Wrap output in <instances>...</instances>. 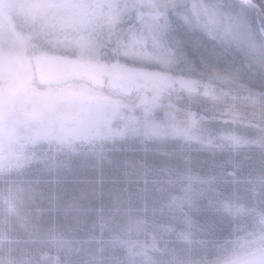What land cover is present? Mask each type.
I'll return each mask as SVG.
<instances>
[{
    "label": "snow or ice",
    "instance_id": "1",
    "mask_svg": "<svg viewBox=\"0 0 264 264\" xmlns=\"http://www.w3.org/2000/svg\"><path fill=\"white\" fill-rule=\"evenodd\" d=\"M20 6L27 32L14 37L0 26V217L15 215L42 229L48 242L71 245L66 233L81 227L69 217L78 198L62 204L53 184L65 183L61 177L73 162L98 168L103 177L106 168L122 166L121 154L139 150L145 156L136 170L142 180L123 181L136 183V193L125 201L120 192H109L107 202L101 193L99 206L86 210L95 217L89 227L95 251L66 264H264V112L241 117L208 107L209 100L264 105V90L234 88L231 78L213 75L214 67L246 64L264 78V0H20ZM225 37L239 51L205 47V40ZM33 61L49 75L30 71ZM104 83L121 97L118 102L100 95ZM193 95L201 99L193 101ZM244 121L253 136L228 127ZM180 141L186 159L166 150ZM149 145H156L151 152L160 159L148 161ZM241 149L255 150L258 158L239 159ZM202 150L227 151L230 159L215 166L232 167L222 175L233 179L194 175L191 166L198 161L192 154ZM245 168L255 174L238 179ZM219 183L247 187L243 195L226 194ZM176 185L179 195L173 194ZM125 218L129 223L120 224ZM224 228L243 237L194 240ZM142 233L151 235L150 243L139 240ZM6 239L0 231V245ZM176 241L186 247H170ZM117 247L125 249L123 255L115 254Z\"/></svg>",
    "mask_w": 264,
    "mask_h": 264
},
{
    "label": "trees",
    "instance_id": "2",
    "mask_svg": "<svg viewBox=\"0 0 264 264\" xmlns=\"http://www.w3.org/2000/svg\"><path fill=\"white\" fill-rule=\"evenodd\" d=\"M257 3H260V0H253ZM215 42L220 43L219 39H216ZM206 48H212L213 46H205ZM220 49H229L232 51H239L236 46H217ZM186 51L189 58H196V53L191 51L190 46H186ZM213 75L217 76H226L231 78L234 81L233 87L239 89H251L253 93H259L264 90V78L261 74L253 70H248L247 65L243 69L235 65H229L228 70H222L220 67L213 68ZM217 93L221 92V88L217 86ZM247 93L244 92V95ZM182 95V94H180ZM193 101H199L201 99L198 95L192 96ZM225 108L230 107L231 110H235L242 115V117L252 115H259L264 112V105H262L258 100L254 103L252 100L248 101H234L227 100L222 105H216L214 101L209 100L208 107L212 108L213 106ZM254 112V113H253ZM247 113V114H245ZM177 120L181 122H187L183 115L177 114ZM180 142L170 143L166 150L177 153L187 158L185 153L181 152ZM137 149L140 148L139 145L136 146ZM156 147V145H149V156L148 161L152 162L153 160L160 159L159 156L154 155L151 152V149ZM195 148H200L199 145H193ZM165 149H162L164 151ZM252 155L254 158H258V153L253 150L249 152L248 149H241L238 158L243 160L245 155ZM197 163L192 164V172L194 175L207 176L213 175L217 177L218 181H231L233 179L230 175H222V173H231L233 171L232 167L220 168L215 165L226 164L230 159V155L227 151L225 152H210V151H200L192 154ZM233 158L237 157L236 153H232ZM145 156L142 151L128 152L126 154H121L122 166L119 169L116 168H106L101 176L100 170L98 168L94 169L90 166L85 167L81 162H73L72 171L68 172L66 175L61 177L65 183L61 184L59 188L55 184L52 186V191L54 193L58 192L62 199L61 203L66 205L69 197L75 196L78 198V204L76 208L69 213V217H77L81 221V227L72 231L71 233H66V237L69 240H72L71 245L57 246L48 242L45 234L42 229H37L29 226L15 215L0 217V231L4 232L7 239L2 245H0V264H7L8 260H11L13 264H25V261H31V264H66L67 261H77L83 259L85 252L95 251L96 245L90 240V231L89 227L95 218L94 215L86 211L89 206L98 207L100 204V195L104 194L105 202H107L108 193L120 192L122 199L127 201L130 195H134L137 191V184L124 183L123 181L131 180L133 182L142 180V176L136 174V170L144 162ZM246 164L250 161H245ZM126 165V167H125ZM125 172L128 175H125ZM249 174L254 175L255 173L251 171L250 168H245L242 173L238 174V179L244 180L247 179ZM51 179L55 180L56 177L53 176ZM103 180V183H101ZM113 181H119L120 183H113ZM241 185H235L231 183H219L217 187L219 190L227 193L233 191L241 190ZM142 186V185H141ZM180 185H176V191L173 194H180ZM194 187H198L194 185ZM206 187V186H205ZM40 190L47 191V188L44 187ZM39 202V201H38ZM203 203H206L204 201ZM45 210L48 208V201H43L41 205ZM30 205H26L27 208ZM61 217V223L63 221V212L59 213ZM176 215H179V212H176ZM53 217L57 216L56 212L52 213ZM201 221L203 216L200 217ZM31 223L37 224L35 213L31 214ZM120 224L129 223L127 218L119 219ZM150 231V229H149ZM240 233L230 234L227 228H224L222 231H217L213 236L210 237H194V240L198 239H214L220 242L224 241H235L236 237ZM96 235L99 237V229L96 230ZM109 234L106 232L104 239H108ZM170 241H175V236L167 237ZM139 240L142 242H151V235L148 233H142L139 236ZM161 246L163 244L161 243ZM170 247H176L177 249L186 247L183 242L176 241L174 244H170ZM81 248V252H77L76 249ZM194 250L197 246L193 245ZM149 255L160 258V254L148 250ZM115 254L123 255L125 249L122 247H117L114 250ZM109 254H112L111 251ZM195 255V251H194ZM215 255V254H214ZM210 256L209 258H214Z\"/></svg>",
    "mask_w": 264,
    "mask_h": 264
},
{
    "label": "flooded vegetation",
    "instance_id": "3",
    "mask_svg": "<svg viewBox=\"0 0 264 264\" xmlns=\"http://www.w3.org/2000/svg\"><path fill=\"white\" fill-rule=\"evenodd\" d=\"M254 2V1H253ZM256 4V1L254 2ZM25 10L20 6V0H0V26L8 32L12 36H17L19 34H23L27 32V28L25 27ZM61 39H63V35H61ZM236 46L222 44L217 42H212V40H205V46ZM31 55V51L28 53ZM70 54V53H68ZM30 71L36 72L37 76L44 75L48 76L47 72H44L35 61L32 62L31 65H27ZM100 92H104L106 94H102V97H109L110 99L120 100L115 90L112 88L110 83H104L102 89L99 90Z\"/></svg>",
    "mask_w": 264,
    "mask_h": 264
},
{
    "label": "rangeland",
    "instance_id": "4",
    "mask_svg": "<svg viewBox=\"0 0 264 264\" xmlns=\"http://www.w3.org/2000/svg\"><path fill=\"white\" fill-rule=\"evenodd\" d=\"M222 40H224V42L225 43H228V44H230V43H232V42H234V41H231L230 40V38H227V37H225V38H223ZM235 43V42H234ZM149 86H151V85H149ZM180 94L181 93H179V92H176L175 93V95L176 96H180ZM134 98V97H133ZM114 103L115 102H118L119 100H114V99H111ZM223 109V111H225L226 113H233V112H236V113H238L237 111H235V110H231L230 109V107L228 106V107H225V108H222ZM254 113V112H253ZM240 114V113H239ZM245 114H247V113H245ZM241 115V117H242V115H244V114H240ZM255 115V114H254ZM249 116H252V114H250ZM246 117V116H245ZM185 118V120H186V117H184ZM224 119H228L229 121H231V116H226ZM223 125H215L214 127H217V128H219V127H222ZM200 127L201 128H208L209 127V124L208 123H202L201 125H200ZM228 127L229 128H231V129H233V130H235V132L238 134V135H241V136H247V137H251V136H253L254 135V133H253V131H252V129H250L249 127H247L246 126V121H244V122H237V123H235V124H232V123H230L229 125H228ZM241 190H240V193L243 195L244 193H245V189H246V185H241ZM249 195H251L250 193H249ZM239 237H243V233H240L239 235H238ZM238 236L236 237V239H235V241L237 240V238H238ZM242 242V241H241Z\"/></svg>",
    "mask_w": 264,
    "mask_h": 264
},
{
    "label": "water",
    "instance_id": "5",
    "mask_svg": "<svg viewBox=\"0 0 264 264\" xmlns=\"http://www.w3.org/2000/svg\"><path fill=\"white\" fill-rule=\"evenodd\" d=\"M102 94H105V93L100 92V95H102Z\"/></svg>",
    "mask_w": 264,
    "mask_h": 264
}]
</instances>
